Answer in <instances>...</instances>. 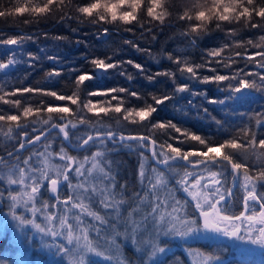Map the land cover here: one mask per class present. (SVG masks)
Here are the masks:
<instances>
[{"label": "snow or ice", "instance_id": "obj_1", "mask_svg": "<svg viewBox=\"0 0 264 264\" xmlns=\"http://www.w3.org/2000/svg\"><path fill=\"white\" fill-rule=\"evenodd\" d=\"M61 2L62 0H48L47 3H40L38 0L37 6L32 9L33 15L38 18H54L60 22L72 19L71 16L62 12L53 13L54 6ZM121 3L131 6L133 12L118 16L115 6L108 5L105 0H96L95 3L88 0L86 4H83L86 6L79 7L81 23H84L86 18H91L101 6L105 7L107 15L111 16L114 22L119 19L126 26L133 25L135 22L140 28H144L145 12L146 16L151 18L152 22L149 24L153 26L165 24L167 16L183 22L180 25L182 29L187 25V29L182 30L180 35L190 38L188 42L193 47L196 46L198 40L210 33L209 24L214 23L216 29L224 31L225 28L236 25L233 24L234 17L237 18L238 23L247 21V29H258L264 32V0H211L210 7H205L199 0H192L191 5L183 4L181 0H151V5L146 8L143 0H121ZM100 19L103 21L105 18ZM103 25L106 24L102 23L97 30L99 37L111 35V28L103 27ZM236 29L232 27L231 31H226L224 42L216 48L208 49L204 53L206 59L200 64L193 65L186 57L182 56L177 59L173 54L165 58L174 62L186 79L202 85L214 84L222 91L230 93L232 97H236L245 90L264 93V73L249 72L241 67L225 75L219 74L217 68L211 66L216 64L225 69H232L233 65L239 62L236 57H241L254 64L256 68L264 69V35H260L259 40L244 41L240 37V31ZM124 31L131 32L133 29L125 27ZM148 33H152L151 27L148 28ZM42 35L45 39L53 40L57 47L71 42L68 37L60 35L49 36L47 33ZM151 38L156 39L154 34ZM38 40L39 36L23 32L14 36L0 34V49H8V53H11V55L7 53L0 58V73L7 75L8 71L22 64L30 68L34 67L35 62L41 57L26 53L24 46L29 42L35 44ZM76 43H81V41H76ZM122 43L136 47L135 41L132 40L125 39ZM248 47L256 48L258 51L254 55H248L246 52ZM236 49L244 51H236ZM40 51L45 52L46 50L41 48ZM136 51L147 52L139 47H136ZM24 55L28 58L24 59ZM256 57H259V60ZM46 58L53 63L59 62L53 55H47ZM109 61L111 57L94 58L90 60V64L98 71L118 70L120 75H125L119 63ZM127 64L144 72L141 65L131 60L127 61ZM202 69H207L213 75H198V70ZM72 71L80 74L73 81L71 95L58 93L51 89L22 87L6 90L0 86V103L14 106L17 109L16 114H5L0 110V122H2L0 128L7 126L8 130L5 135L9 139H12L14 133L12 125H15V129H20L17 151L15 154L11 151L8 153L10 157L15 156L18 163L9 164L7 174L0 175V180L6 179L8 185L19 184L31 188L30 192L23 193L24 199L9 192V198L13 202L10 206V214L14 220L19 221L21 226L31 225L36 231L51 235L53 238L61 236L60 229H64L63 238L66 239L67 244L72 245L75 241L76 248L83 250L78 264H89L87 260L89 254L102 257L110 264L113 261L115 264H128L126 260L120 259L117 255L120 248L117 243L118 237L130 240L137 252L147 256V259L142 260V264H157L161 256L167 257L168 248L164 237L188 240L197 236L206 238L224 236L264 247V191L258 190L257 187L258 184H264V139L257 140L256 133L246 127L229 139L216 142L208 137L182 129L171 121L152 123L150 118L156 111L154 105L163 104L172 98L170 95L153 94L151 96L153 103L145 101L142 107H133L129 100L130 97L137 100L144 98L123 87L87 91L86 82L93 80L94 77L89 72H81L79 69H72ZM172 75V72H158L145 76V78L151 83L157 77L171 78ZM59 77H61L60 71L46 73V78L49 80ZM125 78L131 81L134 76L128 74ZM172 83L177 82L173 80ZM174 91L185 93L190 92L191 89L188 86H176ZM81 93L87 97H109L110 99L98 106L91 99L81 101ZM25 94L51 97L56 101L67 100L71 105H78V108L74 114L70 106L51 105L43 100L33 105L28 102L31 97ZM191 94L194 97L205 98L207 103H224L222 100L207 99L206 92H192ZM8 97L17 98L9 99ZM80 103L89 113H95L96 116H100L101 113L110 116L116 121L117 126L113 127L100 121L94 124L88 118L81 117L79 115ZM203 111L208 114L206 108ZM54 114L60 115L57 118ZM121 115L123 116L122 121ZM28 117H35V119L21 122L22 119ZM212 119L217 126L222 127L220 120L214 117ZM253 119L256 121V126L264 124V114L253 117ZM125 122L138 126L135 134L125 132L124 129L127 126ZM29 124L32 125L31 128ZM140 128H143L146 134H141ZM169 130L184 137L178 140L179 144L196 142L201 147L186 151L179 146H173L168 140L160 143L157 139V132L168 135ZM58 137L62 138L61 145L59 152L54 154L51 149ZM171 138V136L168 137L169 140ZM93 148L96 150L91 152V155H83L82 158L70 155L68 151V149H74L88 153ZM120 149L136 152L140 158L139 182L144 185L145 180L147 181V191L143 195L133 193V204L126 215L122 213V208L129 204V200L125 198L127 186L118 183L113 171L115 162L111 159V153L118 152ZM24 150L29 152L27 158H21L18 155ZM148 153L150 156L147 155ZM54 155L63 163L52 164L50 158ZM250 155H256L261 160V165L255 172L253 166L249 165L246 160L237 158V156L248 157ZM33 157H35V163L32 162ZM149 160L156 165L151 168V174H148L146 168V162ZM5 163L3 157H0V165ZM21 164L23 166H20ZM86 165L90 166L86 167ZM2 171L3 169H0V172ZM14 176L16 178H13ZM229 177L233 187L239 181V187L243 192V210L236 214H229L226 207L229 199L234 196L232 188L223 187L228 183ZM172 179L175 180L179 189L194 202L195 211L199 213L195 218L187 211L188 202L176 199L175 189L169 187ZM28 180L31 184L26 183ZM45 182L48 183L49 191L55 196L57 203L63 204L64 208L57 217L48 213L49 202L41 201L44 209L43 219L46 222L45 226H42L36 222L35 216L41 210L36 207V203ZM62 185L67 186L69 195L59 194ZM2 196L3 194L0 193V197ZM94 202L98 203L99 209L94 206ZM29 204H31L30 208L27 207ZM145 204L148 205L150 211H143ZM21 206L31 211L34 218L25 219L23 216L16 215L15 209ZM74 209H79V212L73 213L71 219L75 221V224H72L69 223L68 213ZM135 214H140L139 219ZM84 216L90 217L91 223H86ZM57 219L59 228H54L53 222ZM120 225L124 226L123 231H119ZM76 229L80 234L74 235ZM90 232L96 234L95 243L89 238ZM57 248L61 251H69L60 245H57ZM186 252L189 256L196 257L193 264H219L218 257L212 254L205 255L199 249L193 250L189 247ZM161 264H166V261H162Z\"/></svg>", "mask_w": 264, "mask_h": 264}, {"label": "trees", "instance_id": "obj_2", "mask_svg": "<svg viewBox=\"0 0 264 264\" xmlns=\"http://www.w3.org/2000/svg\"><path fill=\"white\" fill-rule=\"evenodd\" d=\"M78 5H83L88 0H74ZM10 0H6L5 6H9ZM72 13H69L71 16ZM139 15V14H138ZM146 15L144 20H149ZM259 19V18H257ZM30 21V22H25ZM158 23V22H154ZM183 22H178L174 18H168L163 25L153 26V24L145 23L144 28H140L135 22L133 25H103V27L111 28V35L99 37L98 29L101 25H89L87 23H81L80 20L70 19L65 22H60L54 18H38L35 16L29 17L27 14L20 17L19 20H13L12 18H0V34L4 36L17 35L18 33H27L33 36H39L37 43L25 44L26 53L36 54L41 59L35 62L34 67H28L26 64L18 65L15 69L8 71V74L0 73V86L6 90H14L22 87H34L51 89L58 93L71 95L73 92V81L79 72H74L72 69H79L81 72H89L94 79L86 82L87 91H103L115 87L127 88L132 92L142 96L143 100H137L135 98H129L131 106L142 107L144 102L153 103L151 96L153 94L157 96L170 95L172 98L166 100L163 104L154 105L156 111L150 118L152 123H160L171 121L182 129H186L191 133L201 135L202 137H208L213 141L221 142L229 139L232 135L240 132L242 128H251L256 133L257 140L264 139V124L256 126V121L253 117H259L264 114V93L245 90L238 94L236 97H232L230 93L222 91L217 88L216 85H202L198 82L186 79V76H182L178 70V66L166 59L169 54L176 55L177 59L182 56L186 57L193 65L200 64L206 59L204 53L208 49L216 48L225 40V32L231 31L232 27L240 28L239 24L225 28L224 31L215 28V24H209L208 28L211 30L208 35H205L202 39L197 41L196 46L189 45V39L180 35L182 30L187 29V25L182 29L180 25ZM132 28L133 31L125 32L124 28ZM152 28V33H148V28ZM75 29V31H73ZM47 33L49 36H64L68 37L71 42L63 43L58 46L53 40L45 39L42 35ZM135 33V34H133ZM155 35L156 39L151 37ZM264 35V32H260L258 29L241 28L240 37L244 41L248 39L259 40V36ZM135 41L136 47L147 52H137L136 47H130L122 43V40ZM239 39V38H237ZM81 41V43H76ZM231 44V41H229ZM44 48L46 51L41 52L40 49ZM8 49H0V58L8 53ZM236 51H244L242 49H236ZM258 49L248 47L246 52L248 55H254ZM149 53L151 55H149ZM11 55V53H8ZM47 55H53L57 57L58 63H53L46 58ZM111 57L110 63H119L124 69L125 75H120L118 70H109V72L98 71L90 64V60L94 58L106 59ZM24 59H27V55H24ZM211 59V58H207ZM239 61L233 65L232 69H225L220 65L212 64V67L217 68L219 74H231V72L237 68H246L249 72H261L264 73V69H258L254 64L236 57ZM259 60V57H256ZM133 61L139 64L144 69V72L133 67L131 64H127V61ZM6 62V60H5ZM183 65H181L182 67ZM48 71H60L61 77L55 80H49L46 78ZM158 72H172L171 78L157 77L153 82H149L145 76H151ZM128 74H132L134 79L129 81L125 77ZM200 76L213 75L207 69L198 70ZM26 76V78H25ZM175 80L177 83L173 84ZM227 83V82H225ZM235 83V82H233ZM176 86H188L191 91L185 93H175ZM223 87V86H221ZM192 92H206L207 99L209 100H222L223 104H211L207 103L205 98L196 96L194 97ZM31 97L29 103L35 105L41 100L51 105L70 106L73 113H76L78 105H71L69 101H56L54 98L46 97L42 95L25 94ZM9 99H16L17 97H8ZM91 99L93 103L98 106L104 104L109 97H87L84 93H81L80 100L85 101ZM113 103H115L113 101ZM193 105L200 106L194 107ZM207 109V113L203 109ZM79 115L81 117L88 118L92 123L100 121L101 123H107L113 127H116V121L111 119L110 116H105L103 113L100 116H96L95 113H89L87 109H83L82 103L79 105ZM180 109L182 111H180ZM0 110L5 114H16L17 109L11 105H4L0 103ZM186 113V114H185ZM57 118L60 114H54ZM220 120L222 127L217 126L212 118ZM71 118V117H69ZM35 119V117H28L22 119V123ZM121 121L123 116H120ZM2 123V122H0ZM127 124V122H125ZM39 126V125H37ZM12 139H9L5 133L7 132V126L0 128V156L13 151L18 147V134L20 129H15ZM32 125L29 124V128ZM138 126L127 124L125 132L136 133ZM141 134H146L143 128L139 129ZM34 135V134H33ZM172 138L169 140L168 137ZM157 139L160 143L165 140L172 143L173 146H179L183 150H195L201 146L196 142H189L185 144H179L178 140L184 139L179 133L169 130L168 135L157 132ZM61 145V138L58 137L52 146L53 153L59 152ZM39 148L40 145L38 144ZM69 154L73 156L82 157L83 152H72ZM230 151V150H229ZM25 155H29V152L19 154L21 158ZM148 155V154H147ZM238 159H244L246 162L253 166L255 172L261 165V160L256 155H250L248 157L237 156ZM111 159L115 162L113 165V171L117 176L119 184H124L126 188V199L133 197V193H140L143 195L144 187L147 186V181L142 185L139 182L138 170L140 158L136 152H130L127 149H120L118 152L111 153ZM5 164L9 165L18 163L15 158L5 160ZM3 165H0L3 166ZM150 168L155 165L151 160L148 161ZM230 173V169H229ZM1 182V181H0ZM169 187L175 189V197L181 202L187 201V211L192 217H196L192 213L194 212L193 203L182 194V190L175 184V180H170ZM223 187H232V183L229 177V181ZM258 190L264 191V184L257 185ZM139 189V190H138ZM243 192L238 188L234 196L229 199L226 205L229 214H236L243 210L242 205ZM258 210V205L256 206ZM7 232H0V262L6 253L11 254L15 248L7 241ZM127 261L129 264H142L143 256L135 252L132 248L121 245ZM193 248L200 251L212 254L219 258L228 259L230 257V251L232 250L229 244L226 243H196L191 245ZM166 261V264H191L189 258L183 253L181 249L173 251L167 257L161 259L157 264H161L162 261ZM10 260L9 264H11ZM1 264V263H0ZM225 264H254L253 262H245L237 260V258L231 259Z\"/></svg>", "mask_w": 264, "mask_h": 264}, {"label": "rangeland", "instance_id": "obj_3", "mask_svg": "<svg viewBox=\"0 0 264 264\" xmlns=\"http://www.w3.org/2000/svg\"><path fill=\"white\" fill-rule=\"evenodd\" d=\"M42 150V149H41ZM96 149H91L88 153H85L84 155H91V152H94ZM58 153V152H57ZM55 154V153H54ZM83 157V156H82ZM81 157V158H82ZM33 163L36 162L35 157H33ZM50 162L54 165L62 164L63 162L58 159L57 156H53L50 158ZM16 163V162H15ZM13 163V164H15ZM20 166H23L22 164ZM90 165H86V167H89ZM9 165H3L0 167V169H3L2 172H0V175H6L8 172ZM146 168L148 174H151L150 170L151 168L148 165V161L146 162ZM96 173H94L95 175ZM13 178H16L15 176ZM0 193L3 194L0 199L4 202V205L2 209L0 210V232L8 234L7 241L11 243V245L15 248V250L9 254L6 253L3 258L1 264H9L10 260H12L11 264H78V261L80 259V255L82 253V249H77L75 246V241L72 245H68L66 239L63 238L64 235V229H60L61 236H57L53 238L51 235H44L38 231H36L34 228L31 227V225L27 226H21L19 221L14 220L12 218V215L10 214V206L13 203L9 198V192H11L13 195H18L21 197V199H24L23 193L30 192V187H24L19 184L16 185H8L7 180L3 179L0 180ZM75 182V180L73 181ZM27 184H31V181H26ZM240 188V187H239ZM142 189V185L140 187V191ZM241 189V188H240ZM48 183L45 182V184L41 187V192L37 197V203L36 207L40 208L41 210L36 213L35 219L36 222L40 223L42 226H45V221L43 219V212L44 209L42 208L41 201H48L49 207L47 209L49 214H54L55 216L59 217L61 212L63 211V204H58L56 201L55 196H49L48 195ZM139 190V189H138ZM147 191V186L144 187V192ZM182 194L188 198L191 201V198L187 196L186 193L182 191ZM69 195V190L66 187V191L61 196H67ZM129 204L123 206L122 213L124 215L127 214V211L130 210V207L133 204V197L128 199ZM87 203V201H85ZM194 206V202L191 201ZM94 206L99 209L98 203L94 202ZM27 207H31V204H29ZM143 211H150V208L147 204L143 206ZM193 215L198 216L199 213L195 211V208L193 209ZM16 215L23 216L25 219H33V214L31 211H27L26 207L21 206L15 209ZM79 212V209H74L72 212L68 213L69 216V223L75 224V221L71 219L73 213ZM136 218L139 219L140 214H135ZM195 218V217H193ZM83 219L86 223H91V218L84 216ZM98 223V222H97ZM54 228H59V221L58 219L53 222ZM124 226L120 225L119 231H123ZM79 230H74V235H78ZM258 235V233L256 234ZM89 238L93 240L95 243L96 234L95 232H90ZM166 243V247L168 248L167 255L171 254L173 251L177 249H181L183 253L189 258L191 264H193V260L196 259L194 256H189L186 252V249L191 247L193 250H196V248H193L191 245L196 243H226L229 244L231 247L230 251V257L231 259L237 258V260H242L245 262H253L254 264H264V247H262L259 244H251L249 242H241L237 241L235 239H229L224 236H208L207 238L204 236H197L193 237L192 239L188 240H182L178 237H164L163 238ZM102 243V242H101ZM117 243L120 245L119 251L117 255L120 259L127 261V256H125L122 244L124 246H127L129 248H132L135 250L134 246L132 245L130 240H125L122 237L117 238ZM57 245H60L66 249H69V251H61L57 248ZM135 252H137L135 250ZM203 252V251H202ZM139 253V255H142L143 260L147 259V256H144L142 253ZM205 255H208V253L204 252ZM214 256V255H213ZM217 257V256H214ZM229 257V258H230ZM165 258L164 256H161L159 259ZM219 258V257H218ZM228 259L219 258V264H225ZM87 260L89 261V264H110L109 261L104 260L102 257H96L94 255L89 254L87 256ZM128 262V261H127ZM159 262V261H158ZM112 264H115L113 261ZM129 264V263H128Z\"/></svg>", "mask_w": 264, "mask_h": 264}, {"label": "clouds", "instance_id": "obj_4", "mask_svg": "<svg viewBox=\"0 0 264 264\" xmlns=\"http://www.w3.org/2000/svg\"><path fill=\"white\" fill-rule=\"evenodd\" d=\"M40 3H47L48 0H39ZM92 3H95L96 0H91ZM105 2L110 6H115L117 10V15L121 16L125 13H132L133 8L131 6H125L121 3V0H105ZM144 7H149L151 5V0H143ZM181 2L185 5H191L192 0H181ZM201 4L205 7L211 6V0H199ZM38 0H10L9 6H5L6 0H0V18H12L13 20H19L20 17L27 14L29 17L34 16L32 9L37 6ZM86 5H78L74 2V0H62L61 3H57L53 8V13H64L69 16V13H72L71 18L77 19L81 21V16L79 13V7H84ZM166 11V10H165ZM143 12V9H141ZM138 15V14H137ZM146 15V12L144 13ZM104 17L105 19L102 21L100 18ZM150 18V17H148ZM168 17H165V22ZM30 22V21H25ZM145 23H150L151 18L149 20H145ZM84 23L89 25H101L102 23L106 25H124L122 21L119 19L117 21H113L111 16L107 15L106 9L104 6H101L98 11L94 12L91 18H86ZM233 24H239L240 28H237V31H240L241 28L247 27V21L239 22L237 18H233Z\"/></svg>", "mask_w": 264, "mask_h": 264}, {"label": "water", "instance_id": "obj_5", "mask_svg": "<svg viewBox=\"0 0 264 264\" xmlns=\"http://www.w3.org/2000/svg\"><path fill=\"white\" fill-rule=\"evenodd\" d=\"M61 140H62V138H61ZM17 149H18V147H17L16 149H14L13 151H11V152H13V153L15 154L16 151H17ZM68 150H70V151H72V152H78L77 150H74V149H68ZM26 151H28V150L21 151V152H19L18 154L25 153ZM148 155L150 156V153H148ZM0 157H3L4 160H8V159L13 158V157H15V156L10 157V156L8 155V153H7V154L2 155V156H0ZM152 163L154 164L153 161H152ZM154 165H155V164H154ZM155 166H156V165H155ZM63 186H64V185H62L61 188H62ZM61 188H60V189H61ZM231 188H232L233 193H235V191L239 188V181L237 182V184H236L235 187H233V185H232ZM49 194H50L51 196H53V195L50 193V191H49ZM0 204H1V202H0Z\"/></svg>", "mask_w": 264, "mask_h": 264}, {"label": "flooded vegetation", "instance_id": "obj_6", "mask_svg": "<svg viewBox=\"0 0 264 264\" xmlns=\"http://www.w3.org/2000/svg\"><path fill=\"white\" fill-rule=\"evenodd\" d=\"M19 155V154H18ZM28 157V155H25V157L24 158H27ZM13 158H15V157H13ZM66 185H64L60 190H59V194L60 195H63L64 193H65V191H66ZM48 195L49 196H51L50 194H49V186H48ZM0 202H1V204H0V210L2 209V207H3V205H4V202L0 199Z\"/></svg>", "mask_w": 264, "mask_h": 264}]
</instances>
